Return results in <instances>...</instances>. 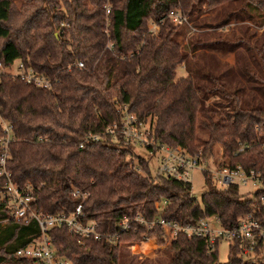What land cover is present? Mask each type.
<instances>
[{"label":"trees","instance_id":"16d2710c","mask_svg":"<svg viewBox=\"0 0 264 264\" xmlns=\"http://www.w3.org/2000/svg\"><path fill=\"white\" fill-rule=\"evenodd\" d=\"M171 9H179L185 23L165 21L157 35L148 34L147 23ZM243 22L260 33L239 26ZM225 56L231 62L220 63ZM14 61L51 85L36 88L0 76V117L14 136L5 163L9 181L30 187L32 209L41 214L69 213L79 201L71 191L85 193V219L110 237L79 245L64 227L50 229L61 258L70 264H158L162 258L166 264H220L218 242L210 250L206 238L182 233L161 257L131 254L128 244L150 236L164 244L162 230L131 223L120 232L118 224L136 216L150 220L154 204L164 202V220L189 226L216 216L230 228L237 215L254 211L264 185L241 198L236 184L220 189L203 174L198 203L188 182L151 175L147 160L105 129L119 124L118 107H124L148 123L155 147L189 155L200 148L206 158L217 145V167L263 174L264 0H0V63ZM76 62L81 69L72 66ZM180 66L184 76L176 77ZM5 184L1 177L0 195ZM37 237L36 223L11 220L0 197V264L11 263L14 252ZM224 264H264V258L244 259L233 243Z\"/></svg>","mask_w":264,"mask_h":264},{"label":"built area","instance_id":"2783aa9c","mask_svg":"<svg viewBox=\"0 0 264 264\" xmlns=\"http://www.w3.org/2000/svg\"><path fill=\"white\" fill-rule=\"evenodd\" d=\"M105 14L108 13V6L105 5ZM168 21L172 26L185 23V17L179 9H171L163 16L147 23V33L155 36L160 31L161 26ZM110 49V45L108 46ZM75 69L82 68L81 62L72 65ZM9 75L11 78L18 79L25 84L36 88L48 89L51 81L44 75L37 73L20 61H14L9 65L2 66L0 63V76ZM120 110L119 124L107 127L105 133L115 138L120 136L130 145L143 147L148 155L160 153L156 167V176L173 177L182 182H186V170L200 168V171L210 180L211 184L217 188L224 189L228 184L246 185L248 181L264 185V173H245L239 166L234 169L226 167H215L212 174L206 166V158L203 157L201 150L189 155L178 148H168L165 146L155 147L149 137L148 126L138 121L136 116L129 113L125 108L118 107ZM96 135H88L86 140H96ZM116 140V139H115ZM14 141L12 128L0 117V178L6 179L4 190L0 197L7 203L9 217L14 222L26 223L33 220L38 228V237L33 239L23 247L17 249L13 254V261L4 264H70L66 259L61 258L48 238V231L53 228L64 227L68 234L74 235L79 245L87 238L98 240L104 238L109 241V235L96 231V224L85 219L81 209L86 194L78 190H72L70 196L78 199L72 211L69 213L58 212L55 214H41L32 209V196L29 186L18 188L9 181V174L5 170L7 151L9 144ZM81 147V145H79ZM152 148V149H151ZM164 202L155 203V216L150 220H145L140 216L128 220L123 218L118 226L119 231H127L131 223L151 227L159 226L162 232L170 237L177 233H182L186 237L206 238L210 250H213L215 242L221 240L228 242V245L237 243L242 257L264 258V195H260L253 202L254 211L242 213L235 217L232 227L224 228L220 225L216 216H210L199 221L194 225L184 226L164 220L161 218ZM211 218V219H210ZM144 240H140L143 244ZM134 247L133 243L128 244L127 249L131 254Z\"/></svg>","mask_w":264,"mask_h":264},{"label":"rangeland","instance_id":"374dc122","mask_svg":"<svg viewBox=\"0 0 264 264\" xmlns=\"http://www.w3.org/2000/svg\"><path fill=\"white\" fill-rule=\"evenodd\" d=\"M239 26L249 27L250 29H253L251 31L255 30L257 34H259L261 31V28L255 27L254 29L249 22H243ZM224 29L227 30L226 27ZM214 32L219 33V30L215 29ZM221 32H225V31H221ZM219 61L220 63L231 62V57L230 56L221 57ZM175 75L176 77L184 76V71L181 66L176 68ZM147 125L148 123H145V127H147ZM200 136L204 138L202 134H200ZM113 141L116 142L115 140ZM199 150L201 149L199 148L198 151ZM131 151L133 152L134 155H137L147 160L150 174L154 176L156 173V167L158 165V160L161 154L155 153L154 155L150 156L147 154V152L144 150L143 147H139L137 145H131ZM212 154L213 155L211 156L209 155V157H206L205 159L207 162L206 163L207 169L211 174L212 172H214L216 165H218V163L221 161V150L218 148L217 145L214 146ZM134 162L136 161L134 160ZM185 178H186V182H188L190 185L191 198L195 199L199 203L200 195L204 189L203 173L200 171V168L189 169V170H186ZM260 189H263L262 184H257V183L253 184L251 183V181H248L246 185H241V184L238 185V193L242 195L241 198H251L252 194ZM162 236L164 238V244L162 245L158 244L156 238L152 236L145 239L143 244H141L140 241L133 242L134 247H136V248H133V251H135L134 255L146 257L148 259L155 258L156 256L161 257L162 256L161 253L164 250L167 242L172 238L169 235L164 234L163 232H162ZM227 253H228V242L223 241V240L219 241L216 247V257L220 264H224L226 262ZM243 258L245 259L246 257H243ZM166 262H167V259L162 258L159 260L158 264H166Z\"/></svg>","mask_w":264,"mask_h":264},{"label":"bare ground","instance_id":"6f19581e","mask_svg":"<svg viewBox=\"0 0 264 264\" xmlns=\"http://www.w3.org/2000/svg\"><path fill=\"white\" fill-rule=\"evenodd\" d=\"M134 248V247H133ZM132 251H133V249H132Z\"/></svg>","mask_w":264,"mask_h":264},{"label":"crops","instance_id":"0c3cea01","mask_svg":"<svg viewBox=\"0 0 264 264\" xmlns=\"http://www.w3.org/2000/svg\"><path fill=\"white\" fill-rule=\"evenodd\" d=\"M134 248H136V247H134Z\"/></svg>","mask_w":264,"mask_h":264}]
</instances>
